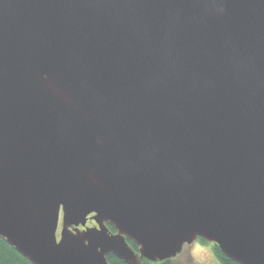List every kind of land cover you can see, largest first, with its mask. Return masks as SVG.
<instances>
[{
  "label": "water",
  "instance_id": "obj_1",
  "mask_svg": "<svg viewBox=\"0 0 264 264\" xmlns=\"http://www.w3.org/2000/svg\"><path fill=\"white\" fill-rule=\"evenodd\" d=\"M198 238L264 264V0H0V239L138 264Z\"/></svg>",
  "mask_w": 264,
  "mask_h": 264
},
{
  "label": "rangeland",
  "instance_id": "obj_2",
  "mask_svg": "<svg viewBox=\"0 0 264 264\" xmlns=\"http://www.w3.org/2000/svg\"><path fill=\"white\" fill-rule=\"evenodd\" d=\"M62 215L60 213V218L58 221V229L56 232L57 241L60 239L59 233L62 228ZM207 242V241H206ZM169 264H219L214 257L211 244L203 243L198 239L194 243L187 245L185 244L181 253L170 258Z\"/></svg>",
  "mask_w": 264,
  "mask_h": 264
},
{
  "label": "trees",
  "instance_id": "obj_3",
  "mask_svg": "<svg viewBox=\"0 0 264 264\" xmlns=\"http://www.w3.org/2000/svg\"><path fill=\"white\" fill-rule=\"evenodd\" d=\"M199 241L203 243H207L206 240H202L198 238ZM132 246L131 241H128ZM135 247V246H134ZM133 247V248H134ZM211 248L214 254V257L219 264H236L234 261H231L228 257L226 258L220 250H218L217 246L211 244ZM107 260L111 264H117L118 262L112 261L110 256L107 257ZM0 264H32L29 260L23 258L15 249H12L4 239H0Z\"/></svg>",
  "mask_w": 264,
  "mask_h": 264
},
{
  "label": "flooded vegetation",
  "instance_id": "obj_4",
  "mask_svg": "<svg viewBox=\"0 0 264 264\" xmlns=\"http://www.w3.org/2000/svg\"><path fill=\"white\" fill-rule=\"evenodd\" d=\"M92 217V215H89L88 216V218H87V221H86V226L85 227H82V226H79V228L82 230L83 228H87V227H97V224L95 223V221L91 218ZM106 226H107V228H108V231H109V233H111V234H114V233H116V230H115V228L110 224V223H107L106 224ZM129 241V240H128ZM126 243L129 245V247L130 248H132L133 249V251H134V253L135 254H137L138 253V248H137V246L134 244V246H132L129 242H127V239H126ZM133 244V243H132ZM134 247V248H133ZM138 255V254H137ZM109 256H110V258L112 259V261L114 262V261H116V262H118L117 264H126V263H124L122 260H119V259H117L114 255H111V254H109ZM106 260H107V258H106ZM170 260V259H169ZM169 260H163V262H161V261H153V262H151V261H148V260H146V259H144V258H142V259H138V264H169L168 262H169ZM107 264H111V263H109L108 262V260H107Z\"/></svg>",
  "mask_w": 264,
  "mask_h": 264
}]
</instances>
